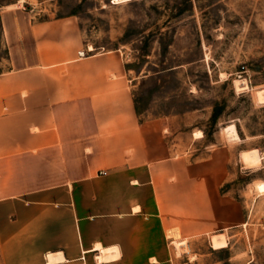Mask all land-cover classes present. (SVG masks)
Listing matches in <instances>:
<instances>
[{"label":"rangeland","instance_id":"1","mask_svg":"<svg viewBox=\"0 0 264 264\" xmlns=\"http://www.w3.org/2000/svg\"><path fill=\"white\" fill-rule=\"evenodd\" d=\"M2 6L75 15L82 53L121 52L141 118L164 122L162 158L141 184L144 204L123 187L110 204L103 180L83 186L82 219L61 226L79 254L54 263L45 254L44 264H264V0ZM214 236L224 240L213 244ZM97 243L118 255L98 262L101 252L87 251Z\"/></svg>","mask_w":264,"mask_h":264},{"label":"crops","instance_id":"2","mask_svg":"<svg viewBox=\"0 0 264 264\" xmlns=\"http://www.w3.org/2000/svg\"><path fill=\"white\" fill-rule=\"evenodd\" d=\"M83 48L75 15L0 7L4 264H44L45 254L48 263L77 256L73 233L68 240L61 232L63 222L73 229L82 219L77 190L103 180L110 204L123 187L125 197L138 196L140 208L141 184L162 158L164 122L141 118L123 54L80 53ZM154 180L157 185V175ZM223 240L214 236L212 243ZM94 250L101 252L98 262L119 253L100 243L87 251Z\"/></svg>","mask_w":264,"mask_h":264},{"label":"built area","instance_id":"3","mask_svg":"<svg viewBox=\"0 0 264 264\" xmlns=\"http://www.w3.org/2000/svg\"><path fill=\"white\" fill-rule=\"evenodd\" d=\"M80 53H82V51H81ZM103 173H104V172H103Z\"/></svg>","mask_w":264,"mask_h":264}]
</instances>
